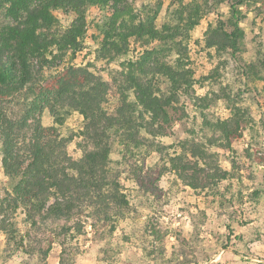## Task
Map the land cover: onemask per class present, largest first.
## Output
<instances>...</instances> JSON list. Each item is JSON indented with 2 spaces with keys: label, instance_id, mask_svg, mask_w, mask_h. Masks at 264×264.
Masks as SVG:
<instances>
[{
  "label": "trees",
  "instance_id": "16d2710c",
  "mask_svg": "<svg viewBox=\"0 0 264 264\" xmlns=\"http://www.w3.org/2000/svg\"><path fill=\"white\" fill-rule=\"evenodd\" d=\"M136 1L0 0V153L13 185L0 200V230L8 246L15 245L13 252L26 240L12 217L20 207L36 232L65 220L54 228L64 246L80 229L81 213L105 222L124 213L129 201L113 157L115 145L133 155L163 151L155 139L182 119L187 101L204 100L194 96L189 40L224 1L228 17L210 25L206 47L232 56L244 50L241 8L248 0H170L163 22V1L140 8ZM93 10L98 22L89 35ZM89 37L97 61L110 67L108 79L94 64L78 60ZM20 94L27 103L16 120L2 106ZM46 112L54 124H43ZM73 112L83 117L75 135L83 150L79 158L68 151L73 136L59 130ZM240 112L236 108L225 119L204 117L202 129L212 134H204V141L195 136L180 141L168 156V169L194 189L206 180L217 185L226 179V170L202 175L201 165L211 158V148L233 149L244 123Z\"/></svg>",
  "mask_w": 264,
  "mask_h": 264
},
{
  "label": "rangeland",
  "instance_id": "374dc122",
  "mask_svg": "<svg viewBox=\"0 0 264 264\" xmlns=\"http://www.w3.org/2000/svg\"><path fill=\"white\" fill-rule=\"evenodd\" d=\"M158 1L164 2L159 18L163 22L170 0H137L135 6ZM241 9L246 16L241 23L244 50L235 56L205 44L210 25L228 17L226 1L191 32L194 96L204 100L187 101L182 119L167 135L155 139L163 151L133 155L115 145L113 157L129 201L124 213L108 222L81 213L80 229L73 230L75 237L64 246L54 228L65 220L36 232L30 230L20 207L12 217L26 236L25 245L13 252L15 245L8 246L0 230V264H264V0H248ZM97 14L96 10L90 14L89 35L96 31ZM61 19L66 25L67 18ZM95 47L87 38L78 60L94 64V70L108 79L110 67L97 61ZM26 103L25 94H20L4 100L2 108L17 120ZM236 108L244 123L241 135L232 141L233 149L211 148V158L201 165L202 175H222L226 170V179L217 185L206 180L204 187L194 189L168 169V156L180 141L194 136L204 141V134H212L202 129L204 117L230 118ZM42 122L54 124L48 112ZM82 127L83 117L73 112L59 128L62 136H73L68 151L74 158L83 154L81 139L75 136ZM12 186L0 153V200Z\"/></svg>",
  "mask_w": 264,
  "mask_h": 264
}]
</instances>
